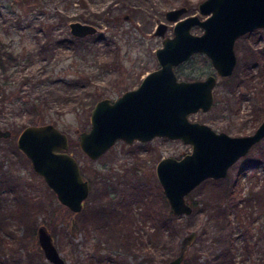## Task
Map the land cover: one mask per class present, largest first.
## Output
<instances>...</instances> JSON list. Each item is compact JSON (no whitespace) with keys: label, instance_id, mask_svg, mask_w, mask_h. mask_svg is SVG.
<instances>
[{"label":"rangeland","instance_id":"1","mask_svg":"<svg viewBox=\"0 0 264 264\" xmlns=\"http://www.w3.org/2000/svg\"><path fill=\"white\" fill-rule=\"evenodd\" d=\"M199 1L0 0V45L15 54L7 66L0 64V126L11 130L0 137V264H55L39 244V223L49 228L67 264H117L122 257L130 264H164L191 230L180 264H217L226 248L233 253L231 264H264V136L224 176L205 177L187 191L191 210L185 213L172 211L155 164L161 156L189 151L190 143L163 134L117 138L96 157L78 143L96 99L136 86L158 65L155 48L164 34H173L174 20L166 18V9L185 5L180 15L203 16ZM72 19L103 30L73 35ZM160 20L167 24L163 34L154 32ZM234 49L235 65L228 76L217 75L211 106L188 116L243 134L264 117V26L240 34ZM79 67L85 73H77ZM174 69L183 78L218 73L197 50ZM243 90L252 96L240 98ZM46 121L67 133L68 150L89 180L78 211L59 200L16 143L25 124ZM102 206L114 211L108 215L97 209Z\"/></svg>","mask_w":264,"mask_h":264},{"label":"water","instance_id":"2","mask_svg":"<svg viewBox=\"0 0 264 264\" xmlns=\"http://www.w3.org/2000/svg\"><path fill=\"white\" fill-rule=\"evenodd\" d=\"M186 6L166 9V18L174 20L173 34L165 35L155 48L158 65L144 73L140 82L111 98L95 100L90 111V126L78 133L81 149L91 157L101 154L117 138L132 141L155 134L180 137L191 145L180 156L164 155L155 164L158 181L175 213L191 210L185 193L203 178L219 177L228 166L264 136V117L248 133L231 134L216 130L209 123L191 119L188 114L208 109L213 101L214 73L204 77H179L174 65L192 52H205L220 74H229L236 62L234 40L240 33L264 26V0H200L196 12L180 15ZM193 24L203 31L192 32ZM73 35L102 31L96 24L78 19L68 22ZM166 22H157L154 32L163 34ZM11 130L0 126V137ZM16 143L29 157L32 167L55 191L59 200L72 210H79L89 192L88 178L79 161L68 150L67 133L51 121L25 124ZM194 231L182 237L178 252L164 264H180ZM37 238L44 255L55 264H67L57 248L49 228L37 226Z\"/></svg>","mask_w":264,"mask_h":264},{"label":"flooded vegetation","instance_id":"3","mask_svg":"<svg viewBox=\"0 0 264 264\" xmlns=\"http://www.w3.org/2000/svg\"><path fill=\"white\" fill-rule=\"evenodd\" d=\"M204 16V15H203ZM157 24V23H156ZM192 26H194V27H200L201 28V30L200 31H193L192 29H191V27ZM191 27H190V29H191V31L192 32H195V33H199V32H201V31H203V26L202 25H200V24H193V25H191ZM167 29V25H166V27H165V30ZM252 29V28H251ZM164 30V31H165ZM244 32H246V31H244ZM244 32H242V33H240V34H243ZM171 34V33H170ZM170 34H164V36L165 35H169L170 36ZM239 34V35H240ZM239 35H237L236 37H235V40H236V38L239 36ZM235 40H234V43H235ZM234 46V45H233ZM197 51H201V50H197ZM234 51H235V49H234ZM205 53V52H204ZM206 54V53H205ZM235 54H236V52H235ZM207 55V54H206ZM208 56V55H207ZM209 57V56H208ZM235 65V64H234ZM234 67V66H233ZM218 72V71H217ZM231 73V72H230ZM229 73V74H230ZM208 74V73H207ZM229 74H220L219 72L218 73H214V75H215V83H216V80H217V75H222V76H228ZM227 78H225V80H226ZM237 80V79H236ZM239 81V83H241V79H239L238 80ZM214 83V84H215ZM214 86V85H213ZM212 92H213V90H212ZM240 98L241 97H243V96H246V98H249L250 96H252V95H249L248 94V92L247 91H241L240 93ZM213 102V101H212ZM203 110V109H202ZM214 128V127H213ZM215 129V128H214ZM135 139V138H134ZM139 139V138H138ZM158 160V159H157ZM157 162V161H156ZM89 181V180H88ZM90 187V186H89ZM84 199V198H83ZM83 199H82V206H83ZM121 200V199H120ZM128 202V201H127ZM82 206H81V208H82ZM80 208V209H81ZM105 208L107 209V210H105ZM79 209V210H80ZM97 209L100 211V210H102V212L103 211H108L109 213H108V215H110V212H112V211H114L113 209L111 210L110 208V210H108V207L107 206H102V207H97ZM117 211H118V209H119V207H117V208H115ZM76 211H78V210H76ZM124 211H128V209H124ZM120 218H122V221L123 222H126V221H128V220H130L129 218H127L126 217V214L125 213H123V215L120 213ZM131 221H133V219L131 220ZM115 222L117 223V225L120 227V221H119V219L117 218L116 220H115ZM133 222H135V220L133 221ZM126 224H128V222H126ZM132 229H134V228H132L131 227V230ZM142 234V233H141ZM140 235V234H139ZM133 235H131V237H132ZM139 238H140V236H139ZM115 249H116V252L117 253H119L120 252V254H121V252H123V250H118L116 247H114ZM127 250H124V252H126ZM123 255L125 256V254L123 253ZM112 258V260L113 261H116V259L114 258V257H111ZM122 259H123V262L122 263H120V261L119 260H117L116 262H117V264H130V263H128V261L126 260V258L125 257H122ZM66 260V259H65ZM67 262V261H66ZM132 264H135V262H133Z\"/></svg>","mask_w":264,"mask_h":264},{"label":"trees","instance_id":"4","mask_svg":"<svg viewBox=\"0 0 264 264\" xmlns=\"http://www.w3.org/2000/svg\"><path fill=\"white\" fill-rule=\"evenodd\" d=\"M14 57H15V54L13 53L12 50L4 49V48L2 49V46L0 45V64H2L3 67L7 66ZM77 73H85V72L83 68L79 67ZM261 155L264 160V152L261 153ZM263 164H264V161H263ZM139 236L141 238L142 234H140ZM232 254H233L232 251L226 248L225 251H223L220 254V258H219V261H217V264H231L233 261Z\"/></svg>","mask_w":264,"mask_h":264}]
</instances>
